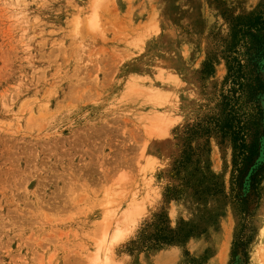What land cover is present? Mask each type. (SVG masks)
I'll return each mask as SVG.
<instances>
[{
	"label": "rangeland",
	"instance_id": "obj_1",
	"mask_svg": "<svg viewBox=\"0 0 264 264\" xmlns=\"http://www.w3.org/2000/svg\"><path fill=\"white\" fill-rule=\"evenodd\" d=\"M262 36L264 0H0V264H264Z\"/></svg>",
	"mask_w": 264,
	"mask_h": 264
},
{
	"label": "trees",
	"instance_id": "obj_2",
	"mask_svg": "<svg viewBox=\"0 0 264 264\" xmlns=\"http://www.w3.org/2000/svg\"><path fill=\"white\" fill-rule=\"evenodd\" d=\"M262 40H264V37L263 36L259 39V41H262Z\"/></svg>",
	"mask_w": 264,
	"mask_h": 264
},
{
	"label": "bare ground",
	"instance_id": "obj_3",
	"mask_svg": "<svg viewBox=\"0 0 264 264\" xmlns=\"http://www.w3.org/2000/svg\"><path fill=\"white\" fill-rule=\"evenodd\" d=\"M121 197V196H120ZM126 215V214H125ZM103 222H105V221H103ZM106 224V223H105ZM112 225V224H111Z\"/></svg>",
	"mask_w": 264,
	"mask_h": 264
}]
</instances>
